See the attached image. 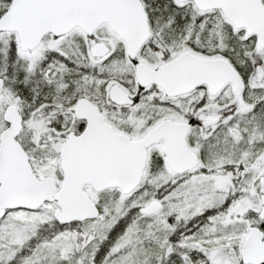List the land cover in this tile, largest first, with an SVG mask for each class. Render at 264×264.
<instances>
[{
	"label": "snow or ice",
	"instance_id": "snow-or-ice-1",
	"mask_svg": "<svg viewBox=\"0 0 264 264\" xmlns=\"http://www.w3.org/2000/svg\"><path fill=\"white\" fill-rule=\"evenodd\" d=\"M0 264H264V0H0Z\"/></svg>",
	"mask_w": 264,
	"mask_h": 264
}]
</instances>
